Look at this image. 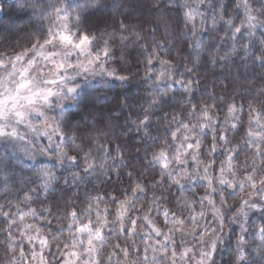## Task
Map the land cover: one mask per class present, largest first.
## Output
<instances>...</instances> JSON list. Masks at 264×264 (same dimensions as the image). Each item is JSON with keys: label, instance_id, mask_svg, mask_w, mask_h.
I'll return each mask as SVG.
<instances>
[{"label": "clouds", "instance_id": "1", "mask_svg": "<svg viewBox=\"0 0 264 264\" xmlns=\"http://www.w3.org/2000/svg\"><path fill=\"white\" fill-rule=\"evenodd\" d=\"M0 264H264V0H0Z\"/></svg>", "mask_w": 264, "mask_h": 264}]
</instances>
